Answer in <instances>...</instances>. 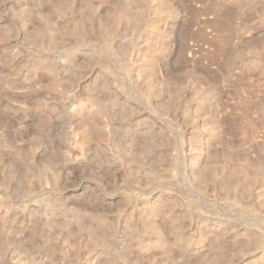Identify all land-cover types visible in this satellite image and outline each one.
<instances>
[{
    "label": "rangeland",
    "instance_id": "rangeland-1",
    "mask_svg": "<svg viewBox=\"0 0 264 264\" xmlns=\"http://www.w3.org/2000/svg\"><path fill=\"white\" fill-rule=\"evenodd\" d=\"M0 264H264V0H0Z\"/></svg>",
    "mask_w": 264,
    "mask_h": 264
}]
</instances>
